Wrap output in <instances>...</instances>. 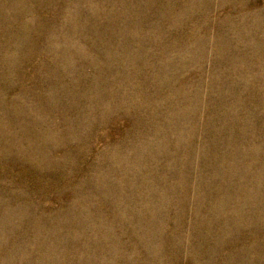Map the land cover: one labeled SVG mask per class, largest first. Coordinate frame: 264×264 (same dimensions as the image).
I'll return each mask as SVG.
<instances>
[{"label":"rangeland","instance_id":"374dc122","mask_svg":"<svg viewBox=\"0 0 264 264\" xmlns=\"http://www.w3.org/2000/svg\"><path fill=\"white\" fill-rule=\"evenodd\" d=\"M0 264H264V0H0Z\"/></svg>","mask_w":264,"mask_h":264}]
</instances>
